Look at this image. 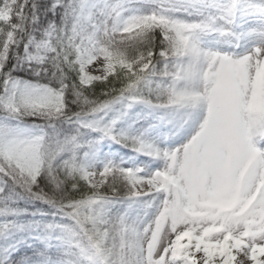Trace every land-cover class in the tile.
Segmentation results:
<instances>
[{
  "label": "snow or ice",
  "instance_id": "snow-or-ice-1",
  "mask_svg": "<svg viewBox=\"0 0 264 264\" xmlns=\"http://www.w3.org/2000/svg\"><path fill=\"white\" fill-rule=\"evenodd\" d=\"M0 264H264V0H0Z\"/></svg>",
  "mask_w": 264,
  "mask_h": 264
}]
</instances>
